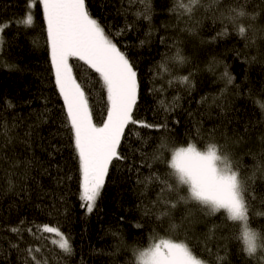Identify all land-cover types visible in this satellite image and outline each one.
I'll return each instance as SVG.
<instances>
[{
	"label": "trees",
	"instance_id": "trees-1",
	"mask_svg": "<svg viewBox=\"0 0 264 264\" xmlns=\"http://www.w3.org/2000/svg\"><path fill=\"white\" fill-rule=\"evenodd\" d=\"M87 2L94 16L113 33L132 25L117 35L116 41L138 65L141 98L134 118L148 123H160L166 118L171 131L129 125L125 130L126 143L121 144L128 159L119 164L114 161L116 170L110 169L97 207L86 213L80 199L78 159L63 100L55 86L42 7L38 5L32 10L35 24L25 27L13 21L24 16L27 0H0V21L11 24L3 34L5 43L0 52V264H25V248L29 246H39L42 249L39 255L48 264H129L134 260L132 249L146 247L153 228L164 235L168 226L165 220L164 227H160L154 218L148 223L149 217L141 211L142 202L157 199L159 188L150 184L147 193L142 194L144 185L137 182L138 177L143 179L153 170L161 174L169 171L166 164L157 161L147 167L145 154L158 151L165 160H170L172 147H186L194 142L197 122L205 139L215 129V140L224 145L246 172H251L256 160L264 161L261 139L264 138V13L255 22L258 31L251 43L220 19V12L232 0H220L211 7L213 0H204L205 7L191 20L186 16L178 18V13L170 11L173 0H151L154 12L150 22L135 15L142 9L138 2ZM260 3L261 0H250L247 10L252 11ZM197 21L195 33L190 32L188 29ZM250 22L243 21L245 25ZM225 25L228 35L217 36ZM177 47L187 58L182 66L170 59ZM79 64L74 71L78 79L93 85L89 103L93 120L99 125L106 118V94L96 75L83 62ZM165 65L170 72L164 70ZM225 66L234 77L231 84L223 77ZM183 76H189L194 87L189 89L175 79ZM176 97L179 106L165 113L160 102L171 105ZM7 102L14 107H8ZM5 132L12 138L10 143L6 142ZM239 137L242 141L234 143ZM162 144L167 147L162 148ZM257 186L264 190L259 180ZM189 207L192 215L177 229L178 238L187 235L197 245V251H203L201 259L218 264L209 253H216L219 247V255L224 256L225 241L218 237L228 236L233 222L227 221L222 212L209 216L194 205ZM257 210L264 212V207ZM185 211L183 205L175 210L177 223ZM137 223L143 227H136ZM46 224L59 226L70 235L74 249L71 256L52 243L57 239L55 234L38 230ZM250 224L264 232V216L250 217ZM214 225L218 226L216 235L208 238ZM11 227H19L20 234L9 231ZM28 228L40 239H35ZM228 249L231 264H264V255L259 250L248 257L238 239L230 240Z\"/></svg>",
	"mask_w": 264,
	"mask_h": 264
},
{
	"label": "snow or ice",
	"instance_id": "snow-or-ice-1",
	"mask_svg": "<svg viewBox=\"0 0 264 264\" xmlns=\"http://www.w3.org/2000/svg\"><path fill=\"white\" fill-rule=\"evenodd\" d=\"M137 2L142 5V9L136 11L135 15L150 22L154 12L151 0H129L130 4ZM249 2L250 0H232L220 12V19L231 24L240 37L254 43L258 31L255 22L261 13H264V0L254 5L252 11L247 10ZM219 3L220 0H213V5L209 7ZM38 5L42 7L43 21L46 23V42L50 48L55 86L63 100L72 146L78 159L82 189L80 199L83 202L82 207L90 214L97 207V201L109 179L110 169L116 170L114 161L119 164L128 159L121 150V144L122 141L126 143L125 130L129 125H139L141 128L157 131L163 129L165 133H169L171 129L166 118L160 123H148L134 118V110L141 98L138 65L127 49L122 50L116 41V36L127 31L132 25L128 24L125 29L113 33L108 25L90 11L87 0H27L24 16L13 22L32 27L35 24L32 10ZM100 6L103 7V3ZM204 7V0H173L170 11L178 13V18L186 16L191 20L195 13ZM245 19L251 22L245 25ZM198 25L199 21L188 30L195 33ZM10 26L9 22L0 21V52L3 51L5 43L3 34ZM227 35L228 28L225 25L217 36ZM170 59L181 66L187 62L179 47ZM79 62H83V65L96 75L99 87L106 94V118L102 119L99 125L93 120V109L89 103L93 85L85 83L82 78L78 79L74 71L79 69ZM164 70L171 71L166 65ZM189 76L175 79L191 89L194 85ZM223 77L228 84L234 82L227 66ZM178 99L179 97H176L171 105L161 101L160 107L165 113L174 111L175 107L179 106L176 103ZM7 104L8 107H14L11 102ZM5 129L7 132V125ZM6 132V142L10 143L12 138L8 137ZM129 132L131 133V129ZM214 134L215 129L210 130L205 139L200 134L197 122L193 134L194 142H190L186 147H172L170 160H165L158 151L151 155L145 154L147 167H151L152 161H157L166 164L169 171L161 174L153 170L143 179L138 177L137 182L144 185L142 194L147 193L150 184L159 188L157 199L150 200L147 204L142 202L141 211L144 216L149 217L148 223H152L154 218L160 227H164L165 220L168 226L164 235H160L156 228H153L148 245L132 249L134 260L129 264H208L207 260L200 258L204 254L203 251L198 252L197 245L187 235L184 239H179L177 235V229L183 227L184 221L192 215L189 205L196 206L204 215L215 216L222 212L227 221L233 222L229 235L218 237L225 241L224 256L219 255V247L216 253H209L215 256L218 264H231L228 259V242L232 239L242 241L243 250L248 257H253L258 250L264 255V232L250 224V217L264 216V212L257 210L258 207H264V190H259L257 186L258 180L264 185V161L256 160L251 172H246L240 162L225 150L224 145L215 140ZM135 135L144 143L147 142L139 133ZM242 139L239 137L234 143L239 144ZM261 139L264 142V138ZM161 147L166 148L167 145L162 144ZM12 186L10 180L9 187ZM181 205L186 211L177 223L174 212ZM136 227L143 225L137 223ZM217 227L214 225L209 230L208 238L216 235ZM38 230L55 234L57 239L52 243L64 254H73L71 237L61 231L59 226L46 224ZM9 231L20 234L21 229L11 227ZM27 231L33 233L31 228ZM33 235L35 239H40L34 233ZM41 252L39 246L26 247L25 264H48L47 259L39 255Z\"/></svg>",
	"mask_w": 264,
	"mask_h": 264
}]
</instances>
